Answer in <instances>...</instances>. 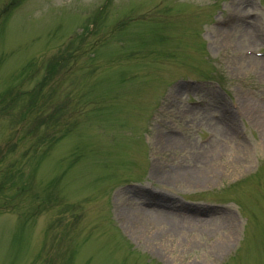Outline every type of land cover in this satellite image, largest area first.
<instances>
[{
  "label": "rangeland",
  "instance_id": "1",
  "mask_svg": "<svg viewBox=\"0 0 264 264\" xmlns=\"http://www.w3.org/2000/svg\"><path fill=\"white\" fill-rule=\"evenodd\" d=\"M259 3L21 0L0 16V264H264V114L247 104L264 106V54L245 53L264 50V22L206 35L223 69L204 38L222 5L217 20L264 15ZM188 77L217 79L244 128L212 91L199 95L210 99L202 111L186 110L184 93L200 87L183 84ZM169 92L182 97L158 115L154 154L153 115ZM200 130L212 132L216 154L209 163L203 144L193 165L185 157ZM163 132L186 144L158 143ZM259 162L222 199L198 194ZM176 209L186 212L180 220ZM141 210L155 213L156 227L147 215L125 216Z\"/></svg>",
  "mask_w": 264,
  "mask_h": 264
},
{
  "label": "bare ground",
  "instance_id": "2",
  "mask_svg": "<svg viewBox=\"0 0 264 264\" xmlns=\"http://www.w3.org/2000/svg\"><path fill=\"white\" fill-rule=\"evenodd\" d=\"M231 26H232V25H231ZM243 30H245V28H244ZM245 31H246V30H245ZM246 32H249V30L246 31ZM247 104H248V109L250 110L251 113H253L254 116L258 117V116L264 114V106H263V105H261V104H259V103H257V102H254V101H252V100L248 101ZM260 111H262L263 113H261ZM263 116H264V115H263ZM223 125H224V124H223ZM225 125H227V123H226ZM225 125H224V126H225ZM230 126H232V124H230L229 127H230ZM179 138H180L179 136H178V137H174V136H171V135H168V134L160 133L159 137H157V139H158L157 141H158V143L167 144L168 146L171 145V143H172V144L176 145L178 148H181L180 145H181L182 143H179V142H180V141L178 140ZM183 138H184V140H186L185 137H183ZM182 140H183V139H182ZM211 145H212V144H209L208 146H204L203 149H204L205 151H203L202 153L205 152V153L209 154L211 151H210V150H207V149H208L209 146H211ZM203 160H204V159H203ZM194 164H196L195 159L193 160V165H194ZM156 168H157V166H156ZM193 171L195 172L196 169H194ZM181 172H182L183 176H185L186 178H188V179H190V180L194 179V178H192V177H195V176L193 175V173H192L190 170H188L187 172H183V171H181ZM182 174H181V176H182ZM133 212H134V211H133ZM134 213H135V216L132 215V214L129 213V212L126 213L125 216L128 217V218H130V220L133 219V222H135V221L140 222L142 216H143V215H147V216H149V218L152 220L153 225H154L155 227L157 226V224H154V223H155V222H154V218H155L154 214H155V213H153L152 211H146V210H143V211H142V210H141V211H139V212H134ZM167 220H168L167 224H168L169 226L175 223V222H174L175 218H174V219H173V218H172V219H168V218H167ZM179 220H180V219H179ZM181 221H182V220H181ZM164 224H166V221L164 222ZM170 227H172V226H170Z\"/></svg>",
  "mask_w": 264,
  "mask_h": 264
}]
</instances>
